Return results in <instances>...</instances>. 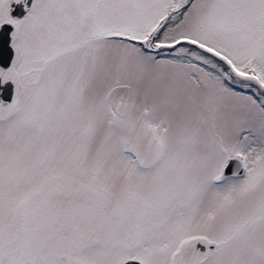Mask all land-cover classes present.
<instances>
[{
    "label": "snow or ice",
    "instance_id": "obj_1",
    "mask_svg": "<svg viewBox=\"0 0 264 264\" xmlns=\"http://www.w3.org/2000/svg\"><path fill=\"white\" fill-rule=\"evenodd\" d=\"M0 264H264V0H0Z\"/></svg>",
    "mask_w": 264,
    "mask_h": 264
}]
</instances>
